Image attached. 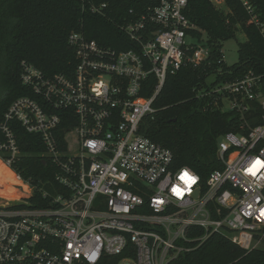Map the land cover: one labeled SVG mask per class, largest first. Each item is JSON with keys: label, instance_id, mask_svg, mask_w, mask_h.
Segmentation results:
<instances>
[{"label": "built area", "instance_id": "2783aa9c", "mask_svg": "<svg viewBox=\"0 0 264 264\" xmlns=\"http://www.w3.org/2000/svg\"><path fill=\"white\" fill-rule=\"evenodd\" d=\"M241 1L253 14L249 1ZM188 4L161 0L124 26L133 44L128 50L71 34L76 65L70 73L47 76L21 63V82L32 96L16 99L0 122V163L26 195L0 194V264H99L104 257L120 258L117 264H170L214 235L245 252L264 249V169L250 174L257 160L264 161L263 77L249 72L198 91V98L219 95L221 109L241 118L239 133L218 139L223 168L205 183L192 169L176 167L173 152L143 133L167 77L210 57L208 43L189 42L201 31L185 14ZM152 79L154 93L145 98ZM20 126L41 138L44 156L57 169L56 194L39 190L47 207H31L37 188L13 170L22 157ZM184 173L195 182L185 183Z\"/></svg>", "mask_w": 264, "mask_h": 264}, {"label": "trees", "instance_id": "16d2710c", "mask_svg": "<svg viewBox=\"0 0 264 264\" xmlns=\"http://www.w3.org/2000/svg\"><path fill=\"white\" fill-rule=\"evenodd\" d=\"M227 11L218 10L209 0H189L186 16L207 34L211 53L200 67L187 65L169 75L157 97L154 119L143 129L145 136L171 150L176 167H188L205 183L212 172L223 168L218 158V139L239 133L240 115L221 109L219 95L198 98L200 90L219 83L243 79L249 72L263 77L264 85V0H248L250 14L241 0H224ZM161 0H0V122L11 104L22 96H32L21 82V63L27 62L47 76L70 73L76 65L75 51L69 46L71 34L82 32L99 45L118 50L133 44L122 28L152 12ZM106 8L92 13L93 7ZM256 16V19H254ZM242 31L246 42L240 45L239 61L233 67L219 63L224 42ZM201 32H194L199 37ZM215 79L212 85L209 81ZM155 79L142 96L150 98ZM258 116L260 105L253 104ZM257 122L256 124H258ZM255 125V124H254ZM22 157L13 166L24 181L37 188L30 199L32 208L47 207L40 189L60 187L55 182L56 167L44 156L41 138L16 128ZM5 186V185H4ZM4 186H0V194ZM120 260L104 257L99 264ZM170 264H264V249L245 252L222 235H214L195 250Z\"/></svg>", "mask_w": 264, "mask_h": 264}, {"label": "rangeland", "instance_id": "374dc122", "mask_svg": "<svg viewBox=\"0 0 264 264\" xmlns=\"http://www.w3.org/2000/svg\"><path fill=\"white\" fill-rule=\"evenodd\" d=\"M214 5V4H213ZM218 10H225L227 11L226 6H216ZM189 42L198 46L204 45L209 42V38L206 33L202 32V35L199 36L196 40H190ZM246 42V36L242 31L237 33V37L235 39L229 40L222 44V54L224 56L225 64L228 67L235 66L239 61V48L240 45ZM70 141L73 143L74 137H70ZM15 184V185H14ZM5 185V186H4ZM22 183L16 179L12 172H10L6 167H4L0 163V186H4L2 191H7L8 194H12L13 198L19 200V196L26 195L25 190L20 187Z\"/></svg>", "mask_w": 264, "mask_h": 264}, {"label": "snow or ice", "instance_id": "6c2138e0", "mask_svg": "<svg viewBox=\"0 0 264 264\" xmlns=\"http://www.w3.org/2000/svg\"><path fill=\"white\" fill-rule=\"evenodd\" d=\"M260 169H264V161L257 160L255 164L253 165L252 169L250 170V174L255 176ZM182 180L185 181V183H188L191 181V183H194V178L190 177L188 173H184V176L182 177ZM173 193L176 194L177 196H181L182 193L179 189L173 188L172 189ZM262 215H264V210H262Z\"/></svg>", "mask_w": 264, "mask_h": 264}, {"label": "water", "instance_id": "95a60500", "mask_svg": "<svg viewBox=\"0 0 264 264\" xmlns=\"http://www.w3.org/2000/svg\"><path fill=\"white\" fill-rule=\"evenodd\" d=\"M1 202H3V201H0V204H2Z\"/></svg>", "mask_w": 264, "mask_h": 264}]
</instances>
